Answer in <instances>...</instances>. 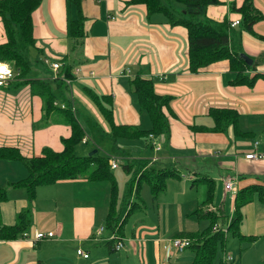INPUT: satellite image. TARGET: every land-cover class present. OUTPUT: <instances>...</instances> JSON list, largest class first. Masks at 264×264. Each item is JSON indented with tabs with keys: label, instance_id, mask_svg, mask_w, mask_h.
<instances>
[{
	"label": "crops",
	"instance_id": "crops-1",
	"mask_svg": "<svg viewBox=\"0 0 264 264\" xmlns=\"http://www.w3.org/2000/svg\"><path fill=\"white\" fill-rule=\"evenodd\" d=\"M39 1L33 13L36 44L30 54L34 60L38 59V63L28 77L49 78L61 73L66 65L70 66L74 75L71 86L69 90L55 87V102L61 107L64 103L66 107L63 98L70 100L73 116L86 134L90 133V119H95L93 123L103 129L107 138H112L114 148L129 152L127 147L131 146V140H140L146 151L150 144L146 138H118L115 141L107 133L106 125H109L96 99L112 109L116 124L148 128L151 125L150 116L141 109L131 81L137 76L152 78L158 92L173 95L172 103L178 112L177 117L170 119L169 131L159 136L167 141V148L157 153L159 157L175 160L176 156L182 155L183 158L202 162L216 158L219 174L215 176L219 187L216 177H209L214 182L210 204L222 207L230 219L235 209L234 198L226 194L221 176L237 175L238 187L264 186V159L244 157L257 139L264 151L263 77L257 79L253 86L233 85L231 80L235 78L236 71L230 69L227 59L214 62L200 72H191L188 68L187 28L182 24L169 23L164 13L148 14L145 4L130 0H83L81 9L85 35L74 40L69 33V24L77 17L75 6L67 0ZM253 1L263 13L253 25L254 32L242 24L231 26L233 49L246 53L256 64L255 69L244 71L249 75L264 73V0ZM243 2L219 0L208 6L204 18H196L211 20L210 23L221 21L224 17L239 19V12L232 7ZM169 4L176 9L183 6L176 1ZM6 40L0 17V43ZM46 56L50 61L59 59L62 69L54 70L49 64L43 65ZM77 67L81 70L74 74ZM15 84L12 90L0 88V147L17 148L20 154L27 157L40 154L45 147L61 151L64 148L63 138L71 134L70 124L59 113H46L44 98L29 83ZM208 108L238 110L240 135L235 133L231 124L221 132L200 131L198 125L206 129L215 125ZM105 140L102 139V143ZM119 141L124 142L122 146ZM79 144L75 145V153L89 155V147L80 149ZM143 144L136 143V146L142 148ZM146 154L133 156L129 152V157L150 158ZM100 155H105V152ZM27 173L20 159L0 156V187L6 191L0 200L1 221L13 225L20 212L25 209L31 211L27 229L17 235L0 238V264H191L195 259L191 248L167 259L165 244L180 231H202L208 225L207 220L203 224V220L192 213L200 202L187 213L179 209L178 214L182 218L185 215L186 223L171 230L168 235L164 233L159 218L158 225L153 226L157 234L152 235L146 229L152 225L145 222H134L133 227L128 229L129 214L121 234L115 232L122 238L124 246L115 250L106 240L112 229L105 226L109 215V190L103 188L104 182H87L86 178L79 177L38 185L31 203L27 188L16 183ZM101 196L104 197L101 200H107L106 209H99ZM67 200L72 203L69 208ZM242 212L240 233L243 237L234 236L238 240L236 254L232 251L233 259L224 263L217 257L212 264H264V202L259 194L243 206ZM101 226L105 229L98 239L96 235ZM37 230L53 231L54 235L40 240L24 236V232H28L32 237ZM74 246L76 250L81 247L88 251L89 257L78 255ZM226 250L221 252V256Z\"/></svg>",
	"mask_w": 264,
	"mask_h": 264
},
{
	"label": "trees",
	"instance_id": "trees-1",
	"mask_svg": "<svg viewBox=\"0 0 264 264\" xmlns=\"http://www.w3.org/2000/svg\"><path fill=\"white\" fill-rule=\"evenodd\" d=\"M82 1L67 0L68 3L76 8L77 17L71 19L69 24V33L74 40L85 35L81 9ZM171 1L182 3V9L170 6L169 3ZM39 2V0H0V17L7 39L5 42L0 43V60L13 62V65L19 70L21 78L18 84L29 83L34 88V91L44 98V111L48 114L59 113L60 117L62 116L70 124L71 134L69 137L63 138L64 148L61 151L45 147L40 154L27 157L20 154L17 148L0 147V156L20 159L25 165L28 172L27 176L22 180L16 181V183H21L27 188L31 203L35 198L38 185L52 184L59 180L77 179L81 177L80 175H86V178L91 182H109V215L105 226L112 229V232H120L121 234L122 226L118 219L122 214L118 210L117 181L113 169L108 164L109 156L98 153L86 156L77 155L74 148L82 139L85 131L73 116V109L67 97L63 98V101L66 102V107L63 108L55 103L57 98L55 87L69 90V84L52 77L45 79H29L28 77L33 70L34 63H38V59L34 60L27 55V49L34 47L36 44L33 13ZM130 2L145 4L148 14L155 12L164 13L169 23L182 24L187 28L188 68L191 72H200L214 62L227 59L230 69L236 71L235 78L231 80V84L253 86L257 79L260 77L264 78V73L256 72L252 75L244 73L247 69H255L256 64L254 62L249 65L245 62L240 57L241 52L234 50L231 45V29L233 27H231L230 22L235 19L229 20L224 17L221 21H212L210 23L211 20L196 18L197 16H204L208 6L219 2V0H130ZM232 9L240 14L238 24H242L247 30L254 32L253 25L262 18L263 14L255 6L254 1L244 0L239 6L234 4ZM61 73L70 79L74 76L68 65L65 66ZM131 84L139 97L141 109L147 111L150 116L151 125L148 128H139L133 125L116 124L113 120L112 109L104 105L94 95L109 125L111 137L115 141L118 138L139 139L145 138L149 133L158 135L168 132L170 119L178 115L172 103L174 100L173 95L158 92L152 78L137 76L131 81ZM207 112L214 117L215 125L212 129H206L205 126L199 127L198 125L197 127L200 131L221 132L231 124L235 133L240 135L238 132L240 113L238 110L208 108ZM89 127L92 135L102 130L92 121H89ZM244 136L247 135L245 134ZM140 162L142 161L140 160ZM148 163L138 164L135 170L129 163L123 165L125 170L132 174L126 195L127 201L124 202L125 204L128 202L127 207H130L123 223L137 206L128 197L133 194L132 192L139 195L140 185L143 182L149 184L153 199L156 200L159 194L166 189L167 179L176 175V167L174 166L165 170H158L156 166L148 165ZM203 179L208 184L206 198L199 203L192 213L196 214L199 219L207 220L208 225L202 231H180L175 236L190 238L191 243L188 248L195 252V259L191 264H212L217 257L220 262L224 263L225 255L221 256V252H224L228 246V234L243 237L240 233V224L243 220L242 208L256 194H259V198L264 202V186L249 185L237 187V192L234 195V213L227 225L228 218L222 207L218 206L214 211L210 209L202 210L201 207L203 205L212 203L214 193L213 180L209 176H204ZM5 193V189L0 187V200L5 196ZM30 213V209L20 212L16 223L13 225H6L0 219V238L11 237L27 229L31 222ZM216 224L220 225V227L214 228ZM225 225L227 226V232L223 229ZM110 245L112 247V242Z\"/></svg>",
	"mask_w": 264,
	"mask_h": 264
},
{
	"label": "rangeland",
	"instance_id": "rangeland-1",
	"mask_svg": "<svg viewBox=\"0 0 264 264\" xmlns=\"http://www.w3.org/2000/svg\"><path fill=\"white\" fill-rule=\"evenodd\" d=\"M73 16V13H72ZM204 18V16L202 17ZM33 49L32 47L27 49V55L30 56L31 53H33ZM31 58V56H30ZM11 64H13L12 61H10ZM43 64V63H42ZM45 65V64H43ZM34 66H36V63H34ZM46 66V65H45ZM15 83L11 84L9 87L7 88H11L14 89L16 86ZM4 89V88H1ZM163 100V99H161ZM171 113L173 114L172 110ZM177 117V116H176ZM90 121H96L91 120ZM97 127L99 129H102L99 125H97ZM106 130L107 133L109 135L110 134V130H109V126L106 125ZM167 133V132H165ZM163 133V134H165ZM163 134H158L157 136L155 135V133H149L148 136H146L145 138L147 140H149V147L148 149L145 151V145L143 144V142H141L140 140H131V146L127 147V150L130 152V154H132L133 156H141L143 154L149 155L148 157L150 158H130L129 157V152L125 151L124 149H117L114 148V141L112 140V138H107V134L102 130H99L96 132L95 135L92 134H88V138L90 140L84 142L83 141V137H86V133H84L82 139L80 140V149L85 148L86 146L89 147L90 152L93 150H98L95 153H99V154H104L105 155L109 154L110 156H114L117 159V167L113 169V173L115 175V179L117 181V195H118V210L121 212L122 216L118 219V222L120 223L121 226H123V220L128 212L129 207L128 206V202L127 204H125L124 202L127 201L126 199V195L128 192V185H129V181L131 179L132 174L128 173L125 168H124V164L129 163L130 165H132L133 170H135V168L137 167L138 164L143 165L144 162H149L148 165H154V163H157L156 166L159 169H167L168 167H176V175H173L171 177H169L167 179V185H166V189L159 194L158 198H156V200L153 199V194L151 191V188L149 186L148 183L143 182L140 185V189H139V195H136L134 192H132L133 194L128 197L129 200H131L134 204H137V208L133 209V211L131 212V215L129 216L128 219L129 223H128V229L133 227V223H142L145 222L146 224H150L152 225L151 228H146L148 230L151 231V234H157V229L154 228V225H158V221L157 218H159L160 224L164 229V233L166 235L170 234L171 230H174L176 228H179L180 226H184L186 221H185V215L182 217L179 216L178 211L180 208L183 209L184 213L189 212L192 209V206L196 207L197 202H202L206 197V190L208 189V184L207 182L204 181V176H209V177H216L218 176V172H217V163L215 162L216 158H209L206 159L205 162H202L201 160H192L189 159V157L183 158L182 155H178L176 156L175 160L172 158H169V160H167V157H159L158 154L160 151H164L167 147V141L165 139H161L159 136L163 135ZM107 139H106V138ZM102 139H106L104 143H102ZM100 140V141H99ZM112 140V141H111ZM123 140V139H122ZM136 141V142H135ZM140 141V142H137ZM163 141V142H162ZM83 143V144H82ZM120 146H122V141H119ZM133 143V144H132ZM136 143L138 144H143L144 146L142 148H137ZM119 145V144H118ZM81 152V150H80ZM89 152V153H90ZM125 152H127V154H125ZM158 153V154H157ZM162 153V152H161ZM127 159V160H125ZM162 160V161H158V160ZM140 160L142 162H140ZM164 160V161H163ZM167 160V162L165 161ZM108 164L109 163V158H108ZM162 164V165H161ZM111 167V165H110ZM196 172H193L195 171ZM186 175V176H185ZM216 175V176H215ZM83 178H86V175H80ZM87 179V178H86ZM217 181V187H219V183L217 180V177L215 178ZM244 180V178L242 179ZM87 182L89 181L88 179L86 180ZM91 182V181H89ZM94 182V181H92ZM245 182V181H244ZM243 182V183H244ZM105 184H103V188L105 189H110V184L109 182H104ZM136 183V180H135ZM222 185V184H221ZM223 189V186L221 187ZM110 194V191H108ZM101 194V193H100ZM103 196H101L99 198V209H102L101 207H105L106 209V203L107 200H104V206H102L103 201L101 200ZM104 198V197H103ZM128 200V201H129ZM102 201V203H101ZM159 204V205H158ZM199 204V203H198ZM67 207L69 208V206H72V203L67 200L66 202ZM140 205V206H139ZM159 209L158 210V207ZM122 207V210H121ZM202 210H215L217 207L213 206L212 204H207V205H203ZM167 210V211H166ZM71 212V210H69ZM163 211L166 215H163ZM157 213H159V215H157ZM183 213V214H184ZM227 225L230 221V217L229 214H227ZM178 218L181 220L179 221ZM203 220V224H206V220ZM159 224V225H160ZM219 228L220 225L216 224L214 225V228ZM101 228V227H100ZM117 228V226H116ZM105 229V226L103 228V230L101 231V234L103 233ZM224 231L227 232V226H224ZM114 233V232H112ZM111 233V234H112ZM120 234V232H118ZM96 237H99L98 235H96ZM107 238V237H106ZM189 238V237H188ZM238 242L237 238H235L234 236H232L231 234L228 235V246H230V248L228 247V249L226 250V252L224 253L226 256L227 255H231L232 251L233 254H236V243ZM74 250H76V246H74ZM223 253V252H222ZM221 253V254H222ZM238 254V253H237ZM232 255V256H234Z\"/></svg>",
	"mask_w": 264,
	"mask_h": 264
},
{
	"label": "built area",
	"instance_id": "built-area-1",
	"mask_svg": "<svg viewBox=\"0 0 264 264\" xmlns=\"http://www.w3.org/2000/svg\"><path fill=\"white\" fill-rule=\"evenodd\" d=\"M239 23L238 19L232 20L230 25L235 26L236 24ZM43 63L46 65H50L51 68L54 70L60 69L62 66V63L60 62L59 59L50 61L49 58L46 56L43 58ZM81 69L79 67L75 68L74 74L78 73ZM52 78H57L60 80H63L69 86H71L72 80L70 78H67L63 73L55 74L52 76ZM20 75H19V70L16 69V67L11 64L7 60H0V88H6L9 87L11 84L17 83L20 81ZM56 103V102H55ZM63 107H65V104H62ZM88 134H86V137H83V141L86 142L90 140L88 137ZM109 156V163L111 165V168H116L117 167V158L114 156ZM244 157L247 159H264V151L261 148V141L260 140H254L252 143V149L248 152H245ZM221 179L224 184L225 192L226 194L230 195V197L234 198V195L237 192V183H238V176L233 174V175H225L221 176ZM104 226H101L99 228L97 235L99 236L101 234V231L103 230ZM54 235L53 231H43V230H37L35 234L31 237L28 232H24V236H29L33 240H40V239H45L47 237H51ZM107 241L112 242V247L115 250H120L124 246V242L122 238L117 236V234L114 232L110 234L107 238ZM191 240L188 237H179V236H174L168 239L167 243L165 244V255L167 259H171L172 257L176 256L178 253L184 251L190 246ZM77 254L84 257L88 258L89 257V252L86 251L85 249L78 247L76 250ZM225 260H232L233 257L231 255H225L224 256Z\"/></svg>",
	"mask_w": 264,
	"mask_h": 264
},
{
	"label": "water",
	"instance_id": "water-1",
	"mask_svg": "<svg viewBox=\"0 0 264 264\" xmlns=\"http://www.w3.org/2000/svg\"><path fill=\"white\" fill-rule=\"evenodd\" d=\"M240 57H241L242 59H244L245 62H247L249 65L253 64V62H254V60H253L250 56H248L246 53H244V52H241V53H240ZM95 152H97V150H93V151H91V152L89 153V155H92V154H94Z\"/></svg>",
	"mask_w": 264,
	"mask_h": 264
}]
</instances>
